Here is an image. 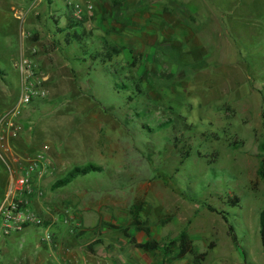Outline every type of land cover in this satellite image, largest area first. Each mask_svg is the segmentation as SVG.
Here are the masks:
<instances>
[{
	"label": "rangeland",
	"instance_id": "1",
	"mask_svg": "<svg viewBox=\"0 0 264 264\" xmlns=\"http://www.w3.org/2000/svg\"><path fill=\"white\" fill-rule=\"evenodd\" d=\"M152 4L93 3L76 20L64 0H0V109L41 73L22 119L50 147L45 197L59 227L69 208L98 220L114 264H264V0ZM45 231L6 239L2 264L33 259Z\"/></svg>",
	"mask_w": 264,
	"mask_h": 264
},
{
	"label": "built area",
	"instance_id": "2",
	"mask_svg": "<svg viewBox=\"0 0 264 264\" xmlns=\"http://www.w3.org/2000/svg\"><path fill=\"white\" fill-rule=\"evenodd\" d=\"M66 7L71 10V16L80 20L82 15L92 14L93 5L84 0L83 3H76L73 0H64ZM28 68L21 65L24 74L29 73ZM30 80L25 77L21 89V95L13 110L3 113L0 117V140L7 139L8 145L0 148V159L9 173L10 178L3 195L0 198V240L1 242L13 235L22 233L28 228L42 227L44 219L32 210L34 201L42 199L46 195L44 182L50 170V147L47 144L29 152H18L13 143L16 142L22 132V116L24 108L31 104L33 99L45 95L38 87V79ZM65 221L68 222L67 219ZM81 225L74 223V229L80 231ZM41 241L54 243L52 234L46 229L44 238ZM1 264V262H0Z\"/></svg>",
	"mask_w": 264,
	"mask_h": 264
},
{
	"label": "crops",
	"instance_id": "3",
	"mask_svg": "<svg viewBox=\"0 0 264 264\" xmlns=\"http://www.w3.org/2000/svg\"><path fill=\"white\" fill-rule=\"evenodd\" d=\"M86 2L93 3H137L138 0H85ZM146 1V0H145ZM190 2L193 0H189ZM195 2L198 0H194ZM208 1V0H207ZM250 3L253 0H249ZM188 0H147V3H153L151 8L154 7L155 3H169V8H172L174 5L176 7V3H187ZM209 2L213 3V0H209ZM141 5H137L140 7ZM165 13V12H164ZM183 16L187 12H178ZM177 14V13H175ZM171 15V12H169ZM252 17V16H251ZM255 18V17H252ZM0 95L4 97V92H0ZM6 112L4 109H0V117L3 113ZM23 129L18 140L13 143V147L21 153L29 152L32 149L38 148V119L31 124L32 121H26L22 119ZM8 145L7 139L0 140V148L6 147ZM4 167V165H3ZM5 169V168H4ZM8 177L10 175L8 173ZM8 178V180H9ZM8 183V182H7ZM7 186V185H6ZM3 195V194H2ZM1 195V196H2ZM0 196V198H1ZM36 206L37 213L44 219L45 223L43 226L46 228L42 229V227H38V231L43 233L45 229H52V227L57 226V220L54 219L52 215V211H56V208H51L52 203L49 200V197H44L40 200L34 201ZM44 210V212H43ZM69 212L68 218L64 216V213ZM58 212V211H57ZM62 215L60 216V220L65 223H70L69 227H55L52 230V236L54 239V243H50L48 241H38L37 248L38 252H35V257L32 259L30 255H27L26 262H20V264H114V259L109 258V251L103 246V243L99 242L101 240L100 234H103V230L94 229L96 227L98 220L95 225L89 226L86 219L84 217L78 216V214L74 215V212L69 208L65 211L59 212ZM76 216L77 218H75ZM65 219L68 220L65 221ZM78 222L81 225V230L74 229V223ZM89 226V229L87 228ZM67 231H65V229ZM29 229V228H28ZM24 230L22 233L11 236L9 239L16 245H20L22 241V235H28L27 230ZM43 230V231H42ZM64 230V231H63ZM45 234V233H44ZM44 238V237H42ZM8 240V239H7ZM97 242V243H94ZM10 242L3 241L0 243V262L2 264L3 256L7 253V247H9ZM14 264H19L14 263Z\"/></svg>",
	"mask_w": 264,
	"mask_h": 264
},
{
	"label": "trees",
	"instance_id": "4",
	"mask_svg": "<svg viewBox=\"0 0 264 264\" xmlns=\"http://www.w3.org/2000/svg\"><path fill=\"white\" fill-rule=\"evenodd\" d=\"M73 27H77V25H73ZM77 38H78L77 36L73 37L74 40H76ZM68 43L70 42L68 41ZM262 118L264 120V112L262 113ZM259 149H260V164H259L257 174L260 179L264 180V141L260 144ZM97 170L99 169L91 165H89L87 168H81V169L76 168L72 172L69 173L68 177H65L57 181L56 183H54L53 189H59V188L65 187L68 184H70L77 176L85 175V174H88L89 172H94ZM209 210L214 211V209L211 207H209ZM259 224H260L259 234H260L261 246L264 251V210L260 213ZM179 237L180 238L184 237V234L182 233L181 236ZM137 246L138 248H141L144 250H154L156 245L155 244L151 245L149 243L148 244L146 243V244H138ZM242 256L244 257L245 253H242Z\"/></svg>",
	"mask_w": 264,
	"mask_h": 264
}]
</instances>
